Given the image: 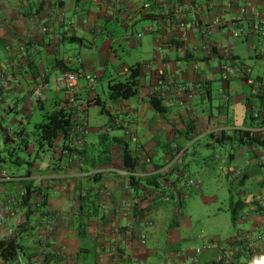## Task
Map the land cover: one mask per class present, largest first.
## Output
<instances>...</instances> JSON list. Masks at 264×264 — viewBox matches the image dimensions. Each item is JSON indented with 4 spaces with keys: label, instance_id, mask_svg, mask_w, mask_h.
<instances>
[{
    "label": "crops",
    "instance_id": "crops-1",
    "mask_svg": "<svg viewBox=\"0 0 264 264\" xmlns=\"http://www.w3.org/2000/svg\"><path fill=\"white\" fill-rule=\"evenodd\" d=\"M209 1L0 0V73L6 71L13 77V82L0 90V131L30 128L35 112L67 104L64 95L55 91L45 92L43 99L34 103L31 89L43 75L53 79L63 73L64 67H72L96 74L97 84L110 74V87L113 81H120L116 77L126 79L129 75V67L117 65L121 52L137 47L145 54V61L136 63L144 65L143 78L138 96L132 99L113 102L108 108L96 92L97 84L91 88L84 78L79 80L81 109L76 115L71 106L68 109L73 124L86 121L90 133L87 144L73 152L72 161L54 149L45 153L43 164L29 166L19 155L24 151L19 149L16 163H0L3 171L15 177L13 182L0 185V210L8 208V197L22 200L32 188H41L31 192V205L20 202L14 216L0 229L2 241L10 228L22 225L20 242L25 262L213 264L219 254L225 253V264H264V209L254 200L264 190V183L256 182L261 173L255 167L263 147L248 150L238 142H229L224 145L232 149L227 156L220 153L212 158L213 164L222 162L227 181L239 179L245 186L249 183L252 200H241L237 206L235 225L241 222L244 229L236 226L224 242L212 240L200 255L169 240L162 243L161 225L181 226V215L176 219L173 213L177 200L163 199L165 205L143 218L136 209L137 203L150 199L152 193L143 188L140 196L131 184L132 178L163 176L159 168L176 155L175 146L194 141L182 162L159 179L158 187L169 191L172 183L181 179L179 190L187 196L182 177L186 173L194 178L191 166L201 142L205 141L204 148L215 149L222 147L215 143L217 131L233 136L236 130L257 127L240 113L246 108L249 111L250 99L232 84L245 78L227 77L223 64L253 70L252 76L260 84L259 89L253 88L260 92L255 97L262 100L264 108V44L260 34L264 0H217L215 10L208 8ZM242 7L247 9L246 14H241ZM215 17L222 18L223 25L209 37L191 30L210 24ZM240 30L245 34L235 38ZM217 81L222 85L219 106L214 105L213 95ZM155 99L158 109L151 104ZM96 103L104 104L100 114L108 116V123L99 118L96 125L92 124L91 110ZM203 107L206 110L201 113ZM258 113L264 117V112ZM5 146L0 133V152L10 145ZM126 151L133 157L130 166L124 163ZM235 161L242 169L238 178L233 174L239 168L227 170V163ZM96 168L107 172L87 175ZM40 193L46 197L45 204L40 202ZM174 218L177 222L171 227ZM0 264L8 263L0 259Z\"/></svg>",
    "mask_w": 264,
    "mask_h": 264
},
{
    "label": "rangeland",
    "instance_id": "rangeland-1",
    "mask_svg": "<svg viewBox=\"0 0 264 264\" xmlns=\"http://www.w3.org/2000/svg\"><path fill=\"white\" fill-rule=\"evenodd\" d=\"M143 55L145 54H142V50L140 48L136 47L132 50H129L127 48L125 53L121 52V55L119 57L120 59L119 61H117V65L130 68L137 62L145 61V56ZM247 63H251L253 66L255 65L254 61H247ZM214 65H218L217 60H214ZM94 70L99 71L101 69L99 67H95ZM109 70V72H113L112 69L109 68ZM109 76L110 74H108L101 83L95 86L97 89V94L101 97L108 108L113 105L112 99L109 94ZM124 78L125 77L123 76L116 77V80L124 81ZM232 84L234 87L239 86V90L242 92L244 91L247 97L250 99L249 111H247V108L243 111H241L240 109V113L242 114L246 122L250 123V114L259 111L264 112V108L262 107V100L258 97H255L260 92L248 86L247 82L244 80H235L232 81ZM221 86L222 85L220 81L215 82L213 85L215 106H219L222 104L219 95ZM202 109L206 110V108L204 107L201 108V113ZM45 113L46 112L44 111H37L34 113V117L32 118V123L30 126L31 130L34 128V125L36 123L41 122L44 119L43 116ZM100 113L101 107H92V124L96 125V121L98 122L99 118H101V121L108 123V116H102ZM14 118V115H12V119ZM204 144L205 141L200 143L201 146H197L198 155L193 159V163L191 166V175L195 178L193 179L200 184V187L198 189L191 188L187 190V202L183 211L180 213V227L168 228L161 222V224L163 225H161L160 230H162V227L164 229L162 243L164 242L167 244V241L169 240V242L176 245L179 244L182 247H191L193 250L200 249L204 251L207 243H211L212 240H217L220 242H224L225 240H227L234 233L236 226L239 229H244V225L241 222H238L237 225H235V223L232 221V214L230 209L232 206L236 207L241 200H243V202L252 200L250 193H248L249 183L245 186L239 184V179L227 181L225 172L221 165L222 162L220 164L211 163L213 160L212 158L217 154L219 155L221 153L227 156V154L232 151L231 146L206 149L203 147ZM13 147L14 145L11 144L9 146V149H12ZM261 152V154L264 155L263 148L261 149ZM45 153V151L40 152L39 157L36 160L37 164H43L44 159L46 158ZM29 154L32 158H35L37 156V150L35 148H32L29 153H19V155H21V157L25 160H29ZM238 166L239 163L237 161L227 163V170L235 171L239 168ZM255 167H257V170H259L261 173L256 182L264 183V165H255ZM95 170L105 169L96 168L93 169L90 173H93V171ZM239 170L242 169L239 168Z\"/></svg>",
    "mask_w": 264,
    "mask_h": 264
},
{
    "label": "trees",
    "instance_id": "trees-1",
    "mask_svg": "<svg viewBox=\"0 0 264 264\" xmlns=\"http://www.w3.org/2000/svg\"><path fill=\"white\" fill-rule=\"evenodd\" d=\"M74 43V42H73ZM143 64L138 63L134 66L130 67L129 69V75L124 81H113L109 87V94L112 99V102H119L124 100L132 99L136 96H138L141 82L143 78ZM63 73L66 72H74L75 70L72 67H64ZM246 81V79H245ZM151 104L154 106L155 109H158V101L152 100ZM97 106L101 107V109H105V106L103 103H96ZM72 112L68 109V104H65L63 107L59 108L58 106H55L53 110L47 111L44 114V119L41 122H38L34 125V128L31 130L30 128H25L22 131H16L17 136L19 137V142L14 143L11 140L5 139V144L7 146L13 144L14 147L12 149H6L2 152H0V163L4 162L6 163L9 159L10 162L16 163L20 158L17 157V151L19 149H22L24 152H30L32 148H35L37 150V156L32 159L31 155L29 157V160H27L25 163L29 166H32L37 158L39 157V154L41 151L49 152L53 148L55 149L57 147V142L63 137L67 136L71 130L73 129V121H72ZM250 119L253 122L257 123V127H264V117L261 116L259 120H256L253 117V114H250ZM2 132L4 130H1ZM0 131V132H1ZM192 141V139L188 140ZM229 142H238L241 147H244L245 149H252L254 147H263L264 148V140L258 139V138H251L250 135L246 132H243L241 130H236L233 134V136H227L226 133H222L221 135L217 136V139L215 143L219 146H224L225 144H228ZM180 147V146H178ZM182 147V146H181ZM16 154V157L14 156ZM1 155H7L2 159ZM175 155L172 157L174 159ZM15 158V160H13ZM32 159L33 162L30 160ZM124 163L126 166H130V161L133 160L132 155L126 151L123 155ZM138 159V158H137ZM170 162V161H168ZM167 162V163H168ZM163 166H160L159 169H161ZM129 168V167H127ZM173 171V170H172ZM166 175L164 174L160 178H164ZM159 177L155 178H145V179H139L135 180V178H132L131 184L135 187L134 189L137 190V192L140 194V196H143V193H141L143 188H147L151 190L152 193L150 196V199L143 198L141 201L137 203L136 209L137 212H139L141 217H145L146 215L154 212L159 208L160 206L165 205L163 203L164 198H171V202L177 200L178 204H176V211L173 212L175 218L180 215V213L183 211V208L186 203L187 196L182 195L179 190V182L181 179H178L179 181H174L172 183V187L168 191L167 189L159 188ZM30 187V186H29ZM41 188H29L31 192H36V190H39ZM188 190V188H187ZM31 192L26 193L22 196V200H19V205H31ZM154 195V196H153ZM41 196V203L45 204L46 197L40 193ZM255 200V197H254ZM238 206V204H237ZM232 206L230 211L232 214V221L235 223L237 220V212L238 208ZM260 209H264L257 205ZM173 219V225L171 227H174L176 224V219ZM22 225H18L17 227V233L15 237H7L6 239L0 241V259L8 264L11 263H17L18 257L20 255L25 256L24 248L21 245L20 237L22 236L23 229ZM25 264H30L29 262H25Z\"/></svg>",
    "mask_w": 264,
    "mask_h": 264
},
{
    "label": "built area",
    "instance_id": "built-area-1",
    "mask_svg": "<svg viewBox=\"0 0 264 264\" xmlns=\"http://www.w3.org/2000/svg\"><path fill=\"white\" fill-rule=\"evenodd\" d=\"M231 3H238L240 0H227ZM218 6L217 0H210L208 3V8L210 10H215ZM180 11L178 10L177 13ZM241 14H246L247 9L245 7H242L240 9ZM223 25V20L220 17H215L210 24H203L200 26H193L192 31L196 34H202L205 37H209L212 32ZM42 31L44 33L48 32V28H43ZM245 33L243 30H240L239 32H236L234 34L235 38H239L243 36ZM260 34L261 39L264 44V12L260 17ZM222 71L226 74L227 77H244L246 79V82L249 86L255 89L260 88V84L258 81L253 78L252 73L253 70L250 68H243L241 66H235L230 64H223L222 65ZM1 77V84H0V90L5 89L8 87L9 84L13 82L12 75L6 73V71H2L0 73ZM84 78L87 81V84L89 87L93 88L98 83V76L92 72H87L85 70H79L74 72H66L62 73L58 76H56L53 79H48L47 75H43L41 78H39V81L36 82L32 89H31V97L34 103H39L43 99V95L47 91H55L58 93H61L64 95L65 100L68 104V106H71L73 113L76 115L77 111L80 110L82 102L80 100V86H79V80ZM226 99H229L228 96L225 97ZM253 117L256 120H259L261 115L258 112L253 113ZM243 132H246L250 135L251 138H258L261 140H264V127H255L250 130H242ZM220 135L222 133L228 134L224 130L217 131ZM3 140L5 139L11 140L14 143L19 142V137L17 136L15 130L13 128H6L3 132H0ZM90 130L88 127V124L86 121H82L78 124L73 125V129L71 132L63 137L62 141L55 149H57L61 156L68 157L70 161H72V154L74 151L84 147L88 142V136H89ZM194 141H189L187 143V146L184 147H178L175 146L176 149V155L174 159H172L170 162L164 165V167L161 168L160 173L166 174L172 170H174L183 160L184 156L186 155L188 149L190 146H192ZM54 148L52 149V151ZM258 165H264V155H262L259 159H257L256 162ZM107 170H95L93 173H88V176H98L102 175ZM119 172V171H115ZM241 175V171H235L233 174V178H238ZM15 180V177L8 174L6 171H3L0 168V185L8 182H13ZM182 180L185 183L186 188H196L198 189L200 187V184L189 177L186 173L183 174ZM167 189L168 188H165ZM165 201H170V198H164ZM255 202L260 207L264 208V190L260 191L255 196ZM7 209L2 208L0 210V213L3 214V216H0V229L4 226V223L8 220V218L13 217L15 214V210L19 206V200L15 199L13 197L7 198ZM152 225V223H150ZM17 227L13 226L8 231V237H15L17 233ZM142 241L145 243L146 237L142 236ZM205 249H208V247H205ZM203 251L200 249H196L194 253L196 255H200ZM162 256H165L164 253H162ZM228 260V256L225 253H221L218 255V257L215 259L213 264H225ZM18 264H25V260L23 255H20L17 260Z\"/></svg>",
    "mask_w": 264,
    "mask_h": 264
},
{
    "label": "clouds",
    "instance_id": "clouds-1",
    "mask_svg": "<svg viewBox=\"0 0 264 264\" xmlns=\"http://www.w3.org/2000/svg\"><path fill=\"white\" fill-rule=\"evenodd\" d=\"M257 264H262V262H257Z\"/></svg>",
    "mask_w": 264,
    "mask_h": 264
}]
</instances>
